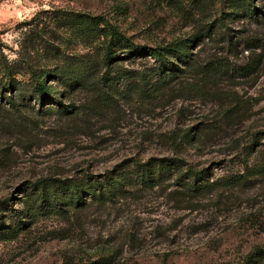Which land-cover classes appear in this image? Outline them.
<instances>
[{
	"label": "rangeland",
	"instance_id": "rangeland-1",
	"mask_svg": "<svg viewBox=\"0 0 264 264\" xmlns=\"http://www.w3.org/2000/svg\"><path fill=\"white\" fill-rule=\"evenodd\" d=\"M224 8L219 0H0V61L23 79L15 90L0 85V264L99 256L110 264H247V252L264 245V17L225 19L226 27ZM108 22L134 42L191 45V64H179L159 89L157 75L141 76L162 61L132 55L126 44L105 64ZM8 77L0 65V82ZM38 79L50 90L44 99ZM148 160L167 168L153 184L137 176ZM189 168H204L198 183L213 187L185 193L176 176ZM44 176L92 188L118 177L124 191L104 203L89 195L80 210H53L49 193L38 202L49 213L18 230L13 212Z\"/></svg>",
	"mask_w": 264,
	"mask_h": 264
},
{
	"label": "trees",
	"instance_id": "trees-1",
	"mask_svg": "<svg viewBox=\"0 0 264 264\" xmlns=\"http://www.w3.org/2000/svg\"><path fill=\"white\" fill-rule=\"evenodd\" d=\"M224 5V9H227L223 13L228 15V17H218V20L224 23V26L227 27V21H232L238 18H255L257 19L259 16L264 17V7L256 6L253 4V0H219ZM264 3V0H261ZM197 5L200 4L197 3ZM201 8V7H200ZM202 9V8H201ZM261 17V18H262ZM110 36L108 38L107 46L104 50L103 61L105 64H110L120 59L119 51H117L118 44H126L130 48V54L135 56H144V57H152L154 60L162 61L161 66L150 68L142 71V80L147 81L152 77V75H157L155 78V89H159L163 87L166 83H169L171 80L177 78L178 70H181L179 64L190 65L193 57V53L189 50L191 45H188L185 48H181L177 45V43L171 42L165 45H151L148 43H138L134 42L130 39L129 36L122 33L116 26L108 22ZM252 41L257 40V36L251 37ZM197 39V36L193 41ZM175 57L177 60H174ZM0 65L7 71L9 77L5 82H0L1 87L15 90L17 86L23 83V79L16 76L15 72L11 71V66L8 63V60L0 61ZM101 78L103 80H110V73H104ZM163 85V86H162ZM34 90L38 94L39 98L44 99L49 94V88L46 83L42 80H35ZM9 107L13 110L20 109V103L11 98L8 100ZM74 106V104H62L63 107ZM66 110V108H63ZM155 164V163H154ZM141 173L137 174L139 177H143L147 173V182L151 184L159 181L161 177V173L165 171L167 168L164 167V163L159 162L155 165L150 163V161H146L140 164ZM178 163H175L173 168H176ZM204 168L201 169H192L189 168L187 170H180L178 176H176V181H179V185L182 187L185 193H190L192 191L196 192L198 190H207L213 187V181L208 182L203 181L198 183V180H203L204 178ZM122 178V177H121ZM96 180V179H95ZM97 186L92 188L89 181L83 182L82 180H73L71 178H59V177H40L29 186V189L24 192V195H27V199L24 200L25 204L23 208H17L13 213V215L18 216V230L26 231L30 228L32 223H34L35 219L38 215H45L49 213V208L47 203H38L42 200V198L48 197V194H52L55 196L56 206L53 210H67L71 207L75 209H81L85 206L86 198L91 195L92 200H97L102 203L106 202V200L110 199L114 195H119L124 188L121 186H116L117 184H121L122 180L118 177L113 178L111 176H107L104 179H97ZM37 196V198H35ZM34 197L35 199H33ZM4 201L0 200V207L2 209L5 206ZM7 207V206H6ZM51 209V208H50ZM83 209V208H82ZM3 218L5 219V212L2 213ZM1 216V217H2ZM7 221V219H5ZM11 225L9 224L5 228L6 236L12 233L14 230L11 229ZM114 260V259H113ZM111 256H99L94 259L91 264H110L113 262ZM245 262L247 264H264V245H257L253 247L249 252H247L245 256ZM251 262V263H250Z\"/></svg>",
	"mask_w": 264,
	"mask_h": 264
}]
</instances>
